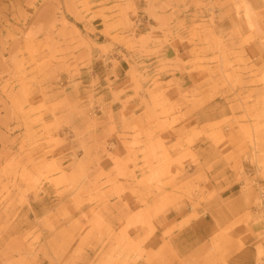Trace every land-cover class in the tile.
<instances>
[{
  "label": "rangeland",
  "instance_id": "obj_1",
  "mask_svg": "<svg viewBox=\"0 0 264 264\" xmlns=\"http://www.w3.org/2000/svg\"><path fill=\"white\" fill-rule=\"evenodd\" d=\"M178 63L201 75L174 95ZM121 64L147 123L98 117ZM207 102L220 118L186 125ZM219 161L238 202L205 172ZM263 195L264 0H0V264L264 263ZM202 219L216 229L181 256L170 238Z\"/></svg>",
  "mask_w": 264,
  "mask_h": 264
},
{
  "label": "crops",
  "instance_id": "obj_2",
  "mask_svg": "<svg viewBox=\"0 0 264 264\" xmlns=\"http://www.w3.org/2000/svg\"><path fill=\"white\" fill-rule=\"evenodd\" d=\"M187 50L188 48L186 46H182L181 44L176 42L168 44L163 50V53L165 57H167L168 54H171L174 58L178 56L183 62H186L187 60H189L188 57L184 56ZM200 75L201 73L197 70H193L190 64L181 65L180 63H178V68L169 69L162 74V81L166 83L167 91H169L171 94L176 95L178 90L185 91L195 86L196 82L200 79ZM127 80V69L122 64L117 66L116 68H111L109 73H101L99 85H97L95 88L98 97H102L104 102V104L101 102V108L98 114V117L101 121H107L112 118L115 123L119 126H121L125 119L131 121L135 120V118H138V120L142 123L148 122L149 117L146 114L145 105L142 103L141 100L142 94H139L138 96V93H136L133 89L126 88L125 82ZM109 85L113 86V88H109ZM117 85H121V88L118 90L123 91L120 92L118 96L114 94V91H118L117 89L115 90V87H117ZM202 93L205 97L209 94L208 89L205 88ZM213 101L214 99L210 100L209 102ZM209 102H207L201 109L191 112L190 115L185 118V124H197L196 122H199V124H204L213 121L214 118H220L217 115H213V111H209L211 109V107H208L207 105ZM106 125L107 123H104V127ZM207 146L208 143L206 142L205 147ZM207 161L208 162H205L203 164V166L206 168L208 167V164L212 162V160L209 159ZM101 165L104 167L108 166L107 160L103 159ZM214 165L216 170H205L211 180V184L215 188L222 190L221 198L230 197L232 199H235L236 202H238V200L241 198L239 196L240 193L233 196H231V194L226 195V191L229 189L228 187H226L227 183L221 182V185L215 184L217 183V180H214L212 176L221 169L222 161H219ZM195 170L197 171V169ZM226 174L228 175V179L231 180L230 175L231 177H233L235 173L229 170L226 171ZM236 183V181L230 182V185L228 186L236 185ZM220 186H222L221 189ZM211 204V209L213 210L212 213L214 214L232 215L238 214L245 210L244 207L239 206L237 207V211L229 212L227 208L221 205L220 198H217ZM171 214L179 215V211L172 209L169 212H162L159 216L161 225L168 224L171 221ZM179 220L180 218L177 219V221ZM194 225L192 226L191 223L187 224L170 238V241L173 243L174 247L177 249L181 256L189 257L191 255H194L197 252L199 244L205 240L204 237L203 241L200 242L198 237V230H205L207 236H210L216 229V223H208L203 219L200 220L199 223H196ZM158 231L159 233H156L153 238L154 244H157L155 246H159L162 242L161 233L163 232V228H159Z\"/></svg>",
  "mask_w": 264,
  "mask_h": 264
},
{
  "label": "bare ground",
  "instance_id": "obj_3",
  "mask_svg": "<svg viewBox=\"0 0 264 264\" xmlns=\"http://www.w3.org/2000/svg\"><path fill=\"white\" fill-rule=\"evenodd\" d=\"M262 252V251H261ZM258 264H264V263H258Z\"/></svg>",
  "mask_w": 264,
  "mask_h": 264
},
{
  "label": "built area",
  "instance_id": "obj_4",
  "mask_svg": "<svg viewBox=\"0 0 264 264\" xmlns=\"http://www.w3.org/2000/svg\"><path fill=\"white\" fill-rule=\"evenodd\" d=\"M264 196V195H263Z\"/></svg>",
  "mask_w": 264,
  "mask_h": 264
}]
</instances>
